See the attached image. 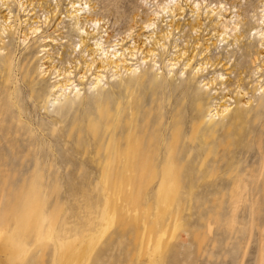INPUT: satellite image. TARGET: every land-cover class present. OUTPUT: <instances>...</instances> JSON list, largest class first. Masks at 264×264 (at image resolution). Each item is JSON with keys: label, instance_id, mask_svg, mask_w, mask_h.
<instances>
[{"label": "rangeland", "instance_id": "obj_1", "mask_svg": "<svg viewBox=\"0 0 264 264\" xmlns=\"http://www.w3.org/2000/svg\"><path fill=\"white\" fill-rule=\"evenodd\" d=\"M42 1L31 16L15 4L0 9L12 14L3 34L10 58L0 68V264H264V42L256 37L264 0H195L198 11L194 0H177L180 17L159 8L174 0H87L110 39H123L114 47L125 61L140 63L134 73L104 72L98 84L93 43L89 55L74 48L79 36L67 15L76 0ZM216 2L227 9L211 22ZM46 10L42 33L22 43L24 25ZM237 13L238 27L253 29L242 42L231 40L234 30L220 41L214 22ZM150 18L151 31L142 27ZM196 19L201 27L189 30ZM134 41L156 54L141 63V49L127 59L123 49ZM51 55L79 89L65 99L49 95L57 72H40ZM205 57L210 63L193 78ZM217 73L224 79L201 85ZM29 80L39 81L37 94ZM220 103L227 110L211 117ZM122 108L132 116H118ZM239 108L244 117L234 122ZM131 148L142 151L137 160ZM60 240L73 241L63 254Z\"/></svg>", "mask_w": 264, "mask_h": 264}, {"label": "bare ground", "instance_id": "obj_2", "mask_svg": "<svg viewBox=\"0 0 264 264\" xmlns=\"http://www.w3.org/2000/svg\"><path fill=\"white\" fill-rule=\"evenodd\" d=\"M82 1L83 0H76V1L70 2V8H71V10L68 12L67 17L72 20V22L74 23V26L77 28L76 31H77V35L79 36V39H78V42H76L74 44V48L78 44V54L81 53V55H83V52L87 51V54L89 55V50H92V47L91 48H89V47H90V44L93 43V45H94L93 46V50H94L93 53L96 52V55L99 56V61L98 62L96 60L95 61L93 60V61H90V62H88V63L85 64L86 70H90L91 67L96 62L98 63L95 66V73L96 74L94 76L95 79L93 81V84L100 83L103 80L102 77H105L104 72H107V71H110L111 72V69H114L111 72L112 73L111 76L117 75L120 69H123L124 71L129 72V73H132V72L134 73L135 67L137 68L138 65H140V63L137 64L138 61L135 62V63L132 62V61L126 62L125 61L126 60V57L124 56L123 52H121V50H120L121 48H115L114 47V46L117 47L118 45H122L123 39H118V40H115V39L112 40V39H110L113 35L112 34L110 35L108 33L107 27L105 26V23H103V24L100 23V25H99V22L100 21L98 22L97 19H95V17L94 18L91 17V12L90 11H91V8H93L94 6L93 7H90L87 4V3H89L88 2L89 0L88 1L85 0L84 2H82ZM175 1L177 3H173L174 4V7H173V5H170V3L165 2V3L161 4L160 6H162V5L163 6L162 7L159 6V8H161L163 11L167 10L168 12H172V14H174L173 12L176 11L175 16L178 15V17H180V15H182L184 13V9H183V7L180 4H178L179 2L177 0H174V2ZM47 3L48 2H45V1H42V0H0V9H2V6H4V9L3 10H5V9L10 10L9 9V5L15 4L18 9H22L23 11L28 9V12H27L26 15L31 16V15H34L35 14V11H37V10L38 11L39 10H44V4H47ZM100 3H101V1H100ZM193 3L195 5H192V7L190 8L191 11H194V10L198 11L199 8H200V6H201L199 3H201V2H196L194 0V2L192 1L191 4H193ZM216 3L214 5L215 8L209 10L208 11V14L206 15V16L210 17V21L211 22H213V20H214V19H212V17L214 15H216V14L219 15V16L222 15V13H220V11H221L222 8H224V6H225L224 4H226V3H223V2H222L223 4L221 2H218L217 4ZM49 4H51L50 1H49ZM208 5L209 4H206L205 7H207ZM190 6L191 5H189V7ZM236 6L237 5L233 2V3H231V5H229V9L234 8ZM260 6H262V9H260L259 12H264V2ZM239 8H240V6H239ZM224 9H225L224 11H226L227 8H224ZM52 10H53V7H52ZM241 10H245V7H243V9H241ZM235 11L238 12V10H235ZM44 12H45V15L43 16V18H44L43 20H40V18L37 19V20L35 19V20H32L29 23H27V24L24 25V30H21L20 31V37H19L22 43L24 41H26L28 38H30V37H36L38 34L42 33V31H43L41 29L42 24H46L49 21V11L46 10ZM229 13H231V12H229ZM50 14H52V11H50ZM11 15L12 14H10L9 11H7L6 13H4L2 15L0 14V20L2 19L0 21V23H1L0 24V68L1 69H4L6 67V65L8 63V60L10 58L9 57V49L7 48V45L4 43L5 42L4 41L5 39L3 37V34L8 32V31H5L6 27L9 30L12 27L11 24H10V22H11V20H10ZM159 15L160 14L158 12H154V14H153V16L155 18L159 17ZM229 15H231V14H229ZM229 15L224 16V14H223V17H222V18H224L223 21H221L222 18L219 17L218 20H216L214 22V25H215L214 26V30L217 32V36L216 37H221L220 38V41H224V40L227 41V39L229 37V34L228 33L230 31H233L234 30V34L232 35L231 40H233V42H238V43L239 42H242V40H243L242 38L245 37V34L247 32H250L253 28L252 29H248V26H245V27L242 26V29H241V27H238L239 26V22H236L234 20L235 19V16L238 17V16H240V14L237 13V14H234V16L232 15L230 17H229ZM198 16L199 15L196 14V18H198ZM259 19H262V21L260 22V24H262L263 23V19H264V13L261 14V15H259ZM23 20L24 21L25 20L27 21L28 18H26V19L24 18ZM21 21L22 20H20V18H19V22H18L19 25L21 24ZM40 21H41V23H39ZM102 21H103V19H102ZM3 22H4V24H3ZM90 24H91V26H88ZM154 24L155 23L153 21H151V18H150L149 20H147L144 23V25L142 27L143 28H148L151 31L150 28L152 27V29H154L153 28L154 27ZM200 27H201V23H200L199 19H196V24L195 25L190 24L189 30L193 31V30H196V28H200ZM103 32L105 34H102ZM226 35H227V37H226ZM41 37H43L42 39H45L48 36H46V37L45 36H41ZM145 37H147V38L148 37H152V34H149V35H147ZM256 37L258 39L257 43H258L259 47L261 48V46L263 45V42H264V25H263V27L260 30H258L256 32ZM90 40H92V41L94 40V41L93 42H90ZM48 41H50V39L49 40L47 39L46 42H48ZM113 42H115V43H113ZM155 43H157V44L160 45L159 39H156L155 38ZM133 44L134 45L132 47H124V49H123L124 51H127V55L129 56V58L127 57V59H129V60L135 59L134 58L135 54L137 52H139V50L142 49V47H140L138 44H136V41H134ZM230 44H231V41H230ZM46 45L47 44H45L44 46H46ZM227 45H228V43H227ZM161 46H162V44H161ZM110 48H112V49H110ZM46 49L44 48V50H46ZM205 49H208V47H205ZM4 50H6L5 53H4ZM143 50L144 49H142L140 53L144 52ZM247 50L248 49H246V51H245L246 53H248ZM73 51H75V49H73ZM70 53L71 52H69V54ZM255 53L258 54V55H260L261 54V50L258 49V47H257ZM155 54L156 53L154 52L153 47L152 48L150 47V48L146 49L145 52H144V55L140 58V62L141 63H144L145 60H146V57L148 55L149 56H151V55L154 56ZM180 54L181 55H184V51L181 52ZM180 54H178V56H180ZM46 58H47V56L45 57V59ZM177 58H175V59L174 58L173 59L171 58L172 60L169 61V63H168V66L170 68H173L174 65L177 64V62H178V61H176V60H178ZM191 58H190V60H191ZM207 59L208 58L205 57L201 62L197 63L192 68V70H194L193 78L196 77L195 75H197L198 73H201L203 70L206 69L207 63L209 62V59L206 62ZM204 60H205V62H204ZM46 61H48L50 63H48V65H44V63L41 64L39 66L40 72H42V74L44 75V73L45 74H49V73H52L53 70H54V73L57 72L56 73V76H59L58 78H56L55 76H53L56 79L50 84V87H49V89H50L49 95H55V97L53 98V100L54 99L57 100L59 98H64L65 99L67 97L66 96V94H67L66 91L67 90L72 91L74 89H77V88H75L76 85H74L73 82L70 80L69 75H70V72L71 71H68L66 67H64L63 71L61 69H56V65L52 63L53 62L52 55L49 58H47ZM76 61H77V59H76ZM175 61H176V63H174ZM188 61H189V59H187L184 62L181 71L185 70L188 66H190V63ZM124 62H126V64ZM77 63H79V61H77ZM262 63H264V60H263ZM130 66H132V68H130ZM84 73H85V71L80 76L82 79H84ZM221 76H222L221 73H217L216 76H214L212 79L206 80V82H204V79H203V80L200 81V82H202L201 85L202 86H205L207 89H209L210 87L213 86L214 82L216 83L217 79L218 80L224 79V78H221ZM40 80H42V79H40ZM237 82H238V80H237ZM27 85H28V88L30 89V91L32 93L35 92L36 94L39 92V90L41 88V85L39 84V81H37V80L36 81L35 80H29L28 83H27ZM237 87H239L238 84H237ZM77 90H79V89H77ZM261 91L264 92V85L263 86H260V92ZM9 96L10 97H13L12 92L9 93ZM213 99H215V98H213ZM247 102H248V100L244 101V103H247ZM210 106L212 107V105H210ZM218 106H219L218 108H211L208 112L211 113L212 110L217 109L215 111V114L217 115L218 113L224 112L225 110H227V107L226 106H228V105L223 104V103H220ZM130 107L133 109V108H136L137 106L135 107L134 104H131L130 103ZM216 107H217V104H216ZM208 108H210V107H208ZM124 110H126V109L125 108L120 109L119 112H118V116L121 115V114H123L124 112H126ZM133 110H131V111H133ZM126 113H124V117L125 118L126 117L129 118V117L132 116V115L129 116L130 114L127 115L128 113L127 114ZM213 115H214V113H211L210 114L211 117H213ZM243 117H244V112H243V110L241 108H239V109H237V112L234 115L233 121L236 122L238 120H241ZM118 120H120V119H118ZM82 130H80V131H82ZM85 130H86V128H85ZM141 153H142V151L140 149H138V148H131L129 155L131 156V158L133 157V159L136 158V160H137L139 158V156H140ZM134 161L131 160V162H132L131 164L132 165H133V162ZM136 163H137V161H136ZM136 163H134V165H133L134 168H136V165H137ZM72 242H73L72 240H69V241L68 240H66V241H61L60 240L56 244V249L60 251L59 252L60 254H63L66 250H68V248H69V246L71 245ZM11 244L13 246L18 247L20 243H18V241L11 240ZM9 249H11V248L9 247ZM18 249H19V247H18ZM80 254H81V250L78 249L76 251H73L69 255L71 257V256L80 255Z\"/></svg>", "mask_w": 264, "mask_h": 264}]
</instances>
